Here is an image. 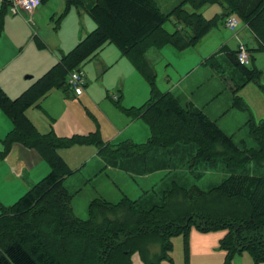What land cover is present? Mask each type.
<instances>
[{"label": "rangeland", "instance_id": "374dc122", "mask_svg": "<svg viewBox=\"0 0 264 264\" xmlns=\"http://www.w3.org/2000/svg\"><path fill=\"white\" fill-rule=\"evenodd\" d=\"M6 1V8L2 9L3 0H0V52H4L2 61H6L0 67L1 85L6 89L11 87L12 95L18 96L25 88L18 91L17 85L32 84L60 59L62 53L82 40L95 27V22L84 7H67L65 0H43L32 15L34 24L31 25L28 22L30 16L23 12L11 13L9 6L12 0ZM82 1L85 5L91 3V0ZM154 1L161 11L167 13L183 0ZM183 7L188 12L202 13L214 22L193 44L176 47L166 42L160 47L147 49L144 59L154 73L158 89L163 92L171 90L182 105L194 102L201 106L215 115L218 124L239 146L256 148L257 142L246 119L249 114L254 118L257 116L255 109L264 110V50H253L251 34L236 12L229 13L238 20L236 29L225 26L227 16L224 15L223 4L205 3L195 10L190 1L185 0ZM163 27L168 33L179 29L184 40L193 35L192 29L183 23L178 24L174 16ZM240 43L251 49L248 65L236 64L221 51L223 46L236 51ZM45 66L47 68L40 72ZM78 68L86 82L81 94L76 95L69 85L54 86L27 109L36 129L46 133L51 128L58 136L98 130L104 142L145 143L151 134L149 125L141 118L133 119L126 115L115 102L120 95L121 106L138 107L150 98V86L131 60L114 43L107 42ZM250 70L258 71L257 77H250ZM238 98L242 100L243 107L236 104ZM214 145L216 149L223 150L220 144ZM58 152L69 170L62 183L66 201L59 194L48 195L25 215L23 222L26 223L18 226L12 235L36 232L43 250L64 264H97V249L89 239L98 236L94 230L101 229L100 222L106 219L122 220L132 218L133 214L127 206H104L102 202L92 214V203L102 200L115 204L127 197L137 201L140 209L150 210L159 203L158 194L143 197V191L150 189L158 175L153 174L148 180L141 176L133 178L124 171L125 168L130 169L125 164L129 158L123 161V158L100 154L92 143L75 144L60 148ZM20 155V159H26L23 153ZM8 161L15 162L14 153ZM129 162L137 165L132 159ZM5 163L8 168V162ZM256 163L249 162L235 168L222 160L214 165L197 162L193 171L180 173L181 182L207 190L233 173L264 176V151L258 154ZM15 165L17 167V161ZM49 171L48 162L39 157L36 165L22 170L21 175L16 177L15 174L9 180L0 178V205L6 207L15 203L31 183ZM184 196L180 191L175 192L169 196L167 204L171 200L184 199ZM90 220L95 226L88 228L86 225ZM197 222L195 220L185 233L170 238L172 247L159 264H264V261L256 262L248 251L229 252L222 245L226 227L202 231L196 227ZM9 240L10 234L1 235L0 247ZM158 249L157 244H151L150 256L158 254ZM130 264L147 263L137 250L131 253Z\"/></svg>", "mask_w": 264, "mask_h": 264}, {"label": "trees", "instance_id": "16d2710c", "mask_svg": "<svg viewBox=\"0 0 264 264\" xmlns=\"http://www.w3.org/2000/svg\"><path fill=\"white\" fill-rule=\"evenodd\" d=\"M184 1L166 13L154 0H91L86 5L82 0H65L67 7H84L95 22V27L19 96L9 97L0 86V108L12 122L3 140L4 150L0 156L6 154L13 142H20L37 150L50 166V171L33 183L15 203L6 207L0 205V236L10 234V240L0 247V264H64L43 250L36 232L12 235L18 226L26 223L23 222L25 215L48 195L59 194V197L66 198L62 183L69 170L58 152L60 148L92 143L100 154L111 158H129L130 161L147 159L151 152L159 148L166 150L171 158L178 151L176 146L194 145V155H191L188 147L183 148L179 159L183 161L192 157L193 164L204 162L209 165L222 160L235 168L249 162L256 163L258 154L264 151V119L258 123L253 120L247 122L257 142L256 148L241 147L201 108L193 103L182 105L171 92L159 90L154 73L144 59L145 52L151 46L160 47L166 42L176 47L193 44L213 24L214 20L206 19L202 13L184 9ZM187 1L195 10L205 3L218 2L223 4L225 16L236 12L254 35L256 46L253 50H264V0ZM6 4L7 1L3 0L2 9L6 8ZM171 16L178 24L183 23L192 29L193 35L189 40H184L179 29L173 33L164 29L163 24ZM107 42L114 43L131 60L150 86V98L138 107L125 108L121 106L119 97L115 99L126 115L133 119L141 118L149 125L151 134L148 140L141 144L130 141L113 144L102 141L98 130L70 136H58L52 130L39 132L25 114L26 109L50 88L68 87L70 72L80 70L81 62L95 56ZM221 51L239 64L235 51L225 46ZM257 73L255 70L249 71L250 77ZM236 104L244 106L240 98ZM214 144H220L223 150L216 149ZM129 161L125 164L130 169L124 170L141 172L153 169L142 164L135 166ZM171 185L170 189L164 190L165 194H158L159 203L150 210L140 209L137 201L127 197L115 204L102 200L92 203V214L99 202L104 206H127L133 214L132 218L122 220L106 219L100 222L101 229L94 230L95 234L99 233L98 236L89 239L97 249V264H130L131 253L137 250L145 263L159 264L172 247L170 238L185 233L195 220L198 221L196 227L202 231L226 227L222 245L229 252L248 251L256 262L264 261V176L233 173L207 190L197 185L190 188ZM178 191L185 194L184 199L171 200L167 204L169 196ZM94 226L92 220L86 225L88 228ZM151 244L159 246L158 254L153 257L149 254Z\"/></svg>", "mask_w": 264, "mask_h": 264}, {"label": "crops", "instance_id": "0c3cea01", "mask_svg": "<svg viewBox=\"0 0 264 264\" xmlns=\"http://www.w3.org/2000/svg\"><path fill=\"white\" fill-rule=\"evenodd\" d=\"M43 0H41L42 3ZM41 5V4H40ZM38 9V8H37ZM36 9V10H37ZM36 10L34 11V13L36 12ZM33 13V14H34ZM246 26V25H245ZM246 28L248 29V31L251 34L252 40L254 42V47L256 46V40L254 38V35L251 33V31L249 30V28L246 26ZM88 33V32H87ZM86 33V34H87ZM85 36V35H84ZM226 47V46H225ZM253 47V48H254ZM226 49L230 50L229 48L226 47ZM64 54V53H62ZM61 54V56H62ZM3 55L4 52H0V67L1 65L6 64V61H2L3 60ZM61 58V57H60ZM211 58V57H210ZM209 58V59H210ZM208 60V59H207ZM59 61V60H58ZM57 61V62H58ZM56 62V63H57ZM207 62V61H205ZM45 68H47V66L42 67L40 69V72H42L43 70H45ZM51 68V67H50ZM50 68H48L47 70L43 71V74L45 72H47ZM2 71V69H0V72ZM42 74V75H43ZM35 81V80H34ZM33 81V82H34ZM3 83V79L0 76V86L3 88V90L6 92V94L11 97V98H15L16 96H13L12 89L11 87H8L9 89H6L5 87H3L1 84ZM86 83V82H85ZM31 85V84H30ZM30 85L22 83L20 84V86L17 85V90H26ZM242 86V85H241ZM237 89V87L235 86V90ZM23 90V91H24ZM169 92H171L173 94V92L171 90H167ZM174 95V94H173ZM19 96V95H18ZM118 97L121 100V96L118 95ZM40 99V98H39ZM38 99V100H39ZM37 100V101H38ZM36 101V102H37ZM242 101V100H241ZM35 102V103H36ZM34 103V104H35ZM33 104V105H34ZM193 104L199 108H201L211 119L215 120L216 123L218 124V119L215 117V115H212L208 112L205 111L204 108H202L201 106L196 105L194 102ZM252 105L255 104V102L252 101L251 103ZM33 105H31L30 107H33ZM257 105V104H256ZM30 107H28L27 109H29ZM25 111V114L27 115V117L29 118L28 114H27V110ZM256 112L258 113L257 116L254 118V116H251V114H249L248 118L246 119V123L249 120H253L256 123L260 122L262 119H264V110L263 112L261 111V108L255 109ZM30 119V118H29ZM257 120V121H256ZM31 121V119H30ZM32 122V121H31ZM33 123V122H32ZM219 125V124H218ZM247 126L249 127V125L247 124ZM12 127V122L11 119L7 116V114L0 108V152L2 150H4V138L6 137L7 133L9 132V130ZM219 127L223 130V128L219 125ZM52 129L50 128L48 131H51ZM47 131V132H48ZM53 131V130H52ZM224 131V130H223ZM225 132V131H224ZM226 133V132H225ZM189 148V150L191 151V155H194V151H196V148L194 145H180V146H176V149L178 150L177 152L174 153L173 157H169L170 155H167V151L159 148L156 149L155 151L151 152L149 154V157L147 159H143V160H133L134 162L137 163V165L142 164V166H146L147 168H153V169H148L146 171H134V170H124L126 173L130 174L133 178H135V176H141V177H145L147 180L149 178H151V175L156 174L158 175V179H156L155 183L153 185L150 186V189L144 190L143 191V197L149 196L150 194H165L166 189H170V185L171 183L176 184V185H181L184 186L185 188H190L193 185H188L186 186V183H182L181 182V177L180 176L181 172L183 170H188V171H193V159L192 157L189 158V160L187 159H179V156L182 153V149L183 148ZM8 154L5 156H0V178L4 177V180H9L12 178V176H14L16 174V177L18 175H21L22 170H27V167H34L37 163V161L39 160V157H41L39 155V153L37 152V150H35L34 148H29L27 146H25L24 144L20 143V142H13L9 148H8ZM14 153V160L15 162L17 161V167L15 165V162L12 164L11 162L8 161L9 156ZM23 153L24 158L26 159H20V154ZM42 158V157H41ZM123 160H128V158H123ZM2 161L5 163L6 161L8 162V168L6 167V163L2 164ZM129 161V160H128ZM204 165H206L204 163ZM209 165V164H207ZM7 168V170L5 169ZM181 183V184H180ZM33 183L30 184V186ZM172 186V185H171ZM196 186V185H195ZM29 189V187H28ZM27 189V190H28ZM165 190V191H164ZM149 194V195H146ZM202 263H205L204 261ZM174 264V263H173Z\"/></svg>", "mask_w": 264, "mask_h": 264}, {"label": "built area", "instance_id": "2783aa9c", "mask_svg": "<svg viewBox=\"0 0 264 264\" xmlns=\"http://www.w3.org/2000/svg\"><path fill=\"white\" fill-rule=\"evenodd\" d=\"M41 0H12L9 9L11 13L16 14L19 12L25 13L30 16L28 22L33 25L32 15L34 11L40 6ZM225 26L231 30L236 29L238 20L236 17L227 16L225 18ZM236 60L241 65H248L251 62V54L245 44H239L235 51ZM67 83L72 87L76 95L81 94L82 88L85 85L84 75L81 70H74L70 72L67 78Z\"/></svg>", "mask_w": 264, "mask_h": 264}]
</instances>
